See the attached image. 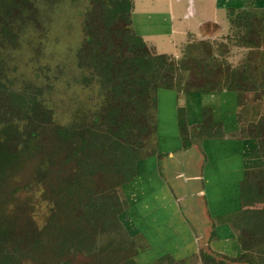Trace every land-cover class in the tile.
<instances>
[{"label":"rangeland","instance_id":"obj_1","mask_svg":"<svg viewBox=\"0 0 264 264\" xmlns=\"http://www.w3.org/2000/svg\"><path fill=\"white\" fill-rule=\"evenodd\" d=\"M92 4L91 0H20L18 6L8 15H0V82L4 85L2 90H12L24 96L34 95L51 113L53 122L62 124L72 121L83 123V117L86 115H89V119L92 112L104 111L108 96L101 88L98 79L91 75L90 70L79 66L76 55V51L83 44L86 11L89 8L93 9ZM230 22L231 30L225 33L227 39L235 37L236 32L246 33L245 30L241 31V21ZM146 45L149 52H155L154 47ZM246 52L245 49H237L227 44L219 45L212 39L196 40L191 45H181L175 52L176 56L167 55L174 61L172 63L175 68L170 72L171 87L163 89L184 92V90L228 88L232 84L233 75L230 68L242 67ZM250 56H253L254 61L244 66L243 77H248L247 81L253 88L240 84L242 86L237 92L238 103L241 105L237 113L240 124L238 133L257 142L258 154L255 161L252 160L254 164L252 168L247 169L249 176L255 175V172L260 171L259 169H264V154L258 147L260 144L264 148V53L259 58L253 50ZM253 80H257V86L253 85ZM183 92L180 98L182 102H184ZM4 93L6 92H0L1 98ZM1 98L0 127L9 122L13 112H9L10 106L4 98V100ZM181 110L178 111L179 118L183 119L185 117L183 107ZM150 114V128L143 136V150L139 154L140 157L149 155L146 154V147L154 149L155 145V130L151 125L153 116L155 118V109L152 106ZM18 126L22 128L21 123ZM51 126L52 123L44 121L38 138L44 142L45 147L54 152L51 153L53 162L45 159L43 163L49 164L46 170L50 171L51 180L54 179V188L50 189V186L43 184L42 181L32 189H30L32 184L26 185L25 182L32 176L36 167L42 164L37 160L38 157L27 159L23 170L13 176L14 181H9L10 188L16 186L17 189L13 195L7 196L6 203L19 217L17 230L22 232L21 235L24 233L30 235V238L26 237L21 242L23 245L26 244V256L19 258L16 264H62L61 262L98 264L99 260L106 257L107 261H113L114 248L120 258L124 255L132 256L136 264H203L198 257L195 259L191 255L178 259L157 253L158 251L154 253L148 250L147 246L142 245L144 240L138 237L133 238V245L120 244L121 238H118L117 233L111 230L103 231L100 225L96 228L94 244L90 246L91 251L85 247H77L70 241L64 246L62 234L60 237L51 228L43 231L48 224L53 227L61 225L66 229L71 228L75 224L73 219L77 217L79 211L75 201L77 198L72 194L75 193L74 189L72 193L67 194L62 188L63 181L77 172V167L74 165V159L66 160L63 156L64 148L60 147L61 143ZM191 129L192 127H187V130ZM185 132L192 140L198 137L192 132L186 130ZM259 177L264 184V171ZM90 180L95 190L103 186L108 189L106 184H100L99 174H93ZM123 184H115L114 193L120 200L118 218L126 220L122 215L125 206ZM5 190L4 186L0 192L5 194ZM243 200L247 208H264V193ZM235 230L238 238L246 234L239 224H236ZM34 231L39 234L33 233ZM110 236L112 240L108 239ZM33 237L35 242L32 241ZM260 238L261 242H258V245L254 244L250 253L248 252L253 256L249 261L254 260L255 264H264V235ZM29 240L33 243L28 242ZM107 243H110L111 247ZM222 255H226L225 258ZM237 255L226 252L220 254L219 259L224 262L229 260L235 264L249 263L236 259L232 261L234 257H238Z\"/></svg>","mask_w":264,"mask_h":264},{"label":"crops","instance_id":"obj_2","mask_svg":"<svg viewBox=\"0 0 264 264\" xmlns=\"http://www.w3.org/2000/svg\"><path fill=\"white\" fill-rule=\"evenodd\" d=\"M131 19L156 54L174 57L179 46L205 39L247 50L243 66L230 68L238 71L239 82L244 66L254 61L253 50L259 58L264 53V0H132ZM230 21H241L246 33L227 39ZM236 82L228 88L181 90L184 102L175 89L156 92L154 149L135 161L132 179L123 184L126 220L119 218L148 250L178 259L191 255L200 262L202 249L240 251L235 216L247 208L241 182L258 152L255 139L238 133L237 92L242 85L253 87ZM185 130L198 137L192 140Z\"/></svg>","mask_w":264,"mask_h":264},{"label":"trees","instance_id":"obj_3","mask_svg":"<svg viewBox=\"0 0 264 264\" xmlns=\"http://www.w3.org/2000/svg\"><path fill=\"white\" fill-rule=\"evenodd\" d=\"M91 2L93 9L86 11L83 44L76 55L79 66L90 70L107 94L104 111L92 112L89 119V115H86L83 123L53 122L51 113L34 95L24 96L8 89L3 91L4 85L0 82V92H6L2 96L5 100L0 98L10 106L9 112L13 111L9 122L0 127V190L6 187L5 194L0 192V264H16L19 258H24L27 248L21 242L26 237L30 238L27 233L21 235L22 232L17 230L19 217L6 203L7 196L13 195L17 189L16 186L11 189L9 181L23 170L27 159L38 157L37 160L42 164L36 167L25 182L26 185L32 184V189L42 181L50 189L54 188V179L51 180L50 171L46 170L49 164H43L45 159L53 162L51 153L54 152L38 138L46 120L52 123L51 128L62 144L60 147L64 148L65 159L75 161L77 172L63 181L62 188L67 194L74 189L75 193L72 194L77 198L75 201L79 211L71 228L48 224L43 231L51 228L60 237L62 234L64 246L70 241L88 251L92 249L90 246L94 244L99 225L103 231L117 233L118 238H121L120 244L134 243L118 218L120 200L114 193V185L132 179L135 161L140 158L139 154L143 150V136L150 128V107L156 105V91L158 88L171 87L170 72H173L175 66L167 55L149 52L142 37L133 30L130 17L132 0ZM19 3L20 0H0V15H8ZM232 74L231 81L238 80L236 85L248 79L239 75V82L236 77L238 71ZM252 83L257 85V80ZM152 119L151 125L155 130L154 116ZM20 123L21 129L18 126ZM217 135L215 132L213 136ZM259 145L260 152L264 154L263 146ZM145 151L149 154L153 149L146 147ZM259 170L251 176L245 171L240 188L242 198L258 197L264 193V184L259 179L264 169ZM93 174H99L100 184H106L108 189L103 186L95 190L90 183ZM235 217L246 234L238 238L241 251L232 261L236 259L249 262L246 264H255L254 260L249 261L253 256L248 252L254 244L261 242L260 237L264 235V208H243L237 211ZM33 233L39 234L35 231ZM111 237L108 239L112 240ZM32 241L35 242L34 237ZM107 244L111 247L110 243ZM114 250L113 261H107L106 257L99 260L98 264H136L132 256L124 255L120 258L116 248ZM219 258L220 254L206 249L200 252L203 264H235Z\"/></svg>","mask_w":264,"mask_h":264},{"label":"flooded vegetation","instance_id":"obj_4","mask_svg":"<svg viewBox=\"0 0 264 264\" xmlns=\"http://www.w3.org/2000/svg\"><path fill=\"white\" fill-rule=\"evenodd\" d=\"M235 219H236V218H235ZM236 220H237V219H236ZM243 229H244V228H243ZM237 240H238V237H237ZM238 243H239V242H238ZM239 245H240V251H241V244L239 243ZM240 251H239V252H240ZM239 254H240V253H239ZM237 256H238V255H237Z\"/></svg>","mask_w":264,"mask_h":264},{"label":"water","instance_id":"obj_5","mask_svg":"<svg viewBox=\"0 0 264 264\" xmlns=\"http://www.w3.org/2000/svg\"><path fill=\"white\" fill-rule=\"evenodd\" d=\"M243 199H245V198H242V200H243ZM248 199H250V198H248ZM243 201H244V200H243Z\"/></svg>","mask_w":264,"mask_h":264}]
</instances>
